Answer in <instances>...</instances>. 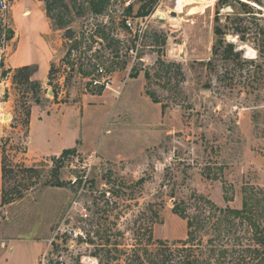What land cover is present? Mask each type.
I'll return each instance as SVG.
<instances>
[{
    "label": "rangeland",
    "instance_id": "1",
    "mask_svg": "<svg viewBox=\"0 0 264 264\" xmlns=\"http://www.w3.org/2000/svg\"><path fill=\"white\" fill-rule=\"evenodd\" d=\"M196 1L178 12L177 0H112L98 16L89 0H66L70 9L61 10L72 18L73 40L47 16L42 0H7L8 8H0V61L12 69L3 99L11 101L16 128L2 140L0 264H98L88 230L119 233L130 244L139 227L151 224L156 239H184L187 220L173 211L176 198L197 192L220 206L241 207L244 185L264 187V57L254 38L264 29V0L252 1L251 13L230 0L219 22L218 0L208 7L200 2L210 0ZM143 5L151 9L147 15L138 14ZM238 15L246 41L233 32ZM101 22L109 37L120 39L103 89L92 83L97 73L85 77L80 69L83 63L91 71L96 61L111 65L110 40L91 37ZM216 25H227V42L241 59L225 60L224 45L215 51ZM6 27L15 35L1 44ZM34 46L43 66L23 64L33 60ZM33 112H52L33 124L36 148L49 136L52 146H76V153L59 162L51 155L29 158ZM109 177L127 185L146 181L123 186L109 209L101 198L113 184ZM57 179L65 185H53Z\"/></svg>",
    "mask_w": 264,
    "mask_h": 264
},
{
    "label": "trees",
    "instance_id": "2",
    "mask_svg": "<svg viewBox=\"0 0 264 264\" xmlns=\"http://www.w3.org/2000/svg\"><path fill=\"white\" fill-rule=\"evenodd\" d=\"M46 3L47 16L51 18L59 29L65 30V37L72 39L77 38L75 31L70 27L72 18L65 14L61 8H69L66 0H42ZM112 0H89L91 10L95 15H103L108 9ZM230 0H218L216 21H220L221 8L229 4ZM245 13H251L253 10L252 1L261 4L260 0H235ZM60 9L59 12H53ZM132 9V4L128 10ZM151 9H146V5L140 8L138 14L147 15ZM231 15H227L230 19ZM236 27L233 25L234 34L242 41L248 39V30L243 28L241 15L234 18ZM107 23H98L97 29L91 37L96 34L100 38L110 40L108 46L112 47L111 65L103 67L99 62L91 63V71L84 69V64L80 65L85 77L95 75L100 67L105 71L111 72L115 68V58L119 57L120 39L109 37L105 32ZM3 21L0 19V34L3 33ZM227 25H216L215 34L219 36L218 48L224 45L223 56L225 60H239L242 58L241 52L236 51L234 43L227 42ZM6 39L11 40L15 31L11 27H6ZM255 40H258V53L264 57V29L254 33ZM73 40V39H72ZM81 41L74 44L69 50L76 49ZM97 56V55H96ZM110 60V58L108 59ZM113 60V62H112ZM244 62H255L254 59ZM209 64V63H208ZM29 66H23L18 70H26ZM0 70L2 76H6L12 69H5V61L1 59ZM137 73H133L136 76ZM92 77V83L101 75L97 73ZM100 89L105 85H97ZM38 101V100H37ZM30 116V115H29ZM30 122V119H29ZM76 147L65 148L59 156H54L56 162L64 160L75 154ZM219 179V177H211ZM108 183L113 182L111 177L107 178ZM145 178H140L136 182L127 185L122 180L118 183L113 182L110 187L101 191V198L104 200V208H114L118 205V200L122 197L123 186L135 188L143 185ZM58 187L65 185L64 181L57 179L53 184ZM242 205L234 207L230 204L220 206L209 197L193 192L189 198H176L174 201L173 211L187 220L188 232L184 239L170 241L167 239H156L153 234V225L139 227L135 232L134 241L130 244L123 243L117 236L119 233L112 234V231L88 230L86 240L96 245L94 255L98 259V264H113L116 261L123 260L125 264H264V187L253 184H246L242 189ZM175 196V195H173ZM225 199L229 202L232 196L226 188L224 193ZM8 201L10 199L7 198ZM107 209V211L109 210ZM95 226V225H93ZM120 232V231H118ZM93 236V238H92ZM94 236L100 239L96 243Z\"/></svg>",
    "mask_w": 264,
    "mask_h": 264
},
{
    "label": "crops",
    "instance_id": "3",
    "mask_svg": "<svg viewBox=\"0 0 264 264\" xmlns=\"http://www.w3.org/2000/svg\"><path fill=\"white\" fill-rule=\"evenodd\" d=\"M38 47L34 46V48H31V54L34 58L32 61H25L23 64H31L32 62H36L39 63L41 66H43V60H40L42 58H39V52L37 51ZM39 50V49H38ZM16 54V53H15ZM17 64H11L10 63L7 65V68H15L18 67L20 65ZM6 67V65H5ZM10 88V78L8 76H2V70H0V194H1V184H2V166H3V162H2V140L5 138V136H7V132L11 131L9 129H13L16 130L15 127L12 126V120H13V111H12V107L9 105V103L11 102L10 100H5L3 99V95L6 93L7 89ZM52 115V112H46L45 114L42 115H37L34 114V112L31 114V118H30V125H29V132H28V137H27V149H28V153L27 156L31 159L38 160L43 156H55V155H59L66 147L64 146V144H62L61 142L55 143L54 146H52L51 144V137L49 136H44V140L47 141V145H43V146H39V148H36V146H34V142H33V124L35 123V120H39L40 122H43L44 120H46V118L50 117ZM50 138V139H49ZM76 147V146H74ZM36 152H38L37 154H35ZM7 207V206H6ZM46 240V239H45ZM0 241L5 242V238H1Z\"/></svg>",
    "mask_w": 264,
    "mask_h": 264
},
{
    "label": "built area",
    "instance_id": "4",
    "mask_svg": "<svg viewBox=\"0 0 264 264\" xmlns=\"http://www.w3.org/2000/svg\"><path fill=\"white\" fill-rule=\"evenodd\" d=\"M0 8L3 10V9H7L8 8V3H7V0H0ZM126 23V26L127 28L131 29L133 28V21L131 19H126L125 21ZM5 26V24H4ZM9 40L6 39V34H4V38L2 39L1 41V44L2 43H5ZM131 51H134V48L131 49ZM98 74H100L101 76L100 77H97L94 81V84L95 85H105V86H108L109 85V81L108 79H106V71L103 67H100L97 71ZM2 219V216L0 214V220Z\"/></svg>",
    "mask_w": 264,
    "mask_h": 264
},
{
    "label": "bare ground",
    "instance_id": "5",
    "mask_svg": "<svg viewBox=\"0 0 264 264\" xmlns=\"http://www.w3.org/2000/svg\"><path fill=\"white\" fill-rule=\"evenodd\" d=\"M196 0H177V5H176V8H175V11H178V12H182V10H184V7L188 4H192L194 3ZM200 1V0H199ZM213 0H210L208 2H200L202 3V7H208L211 5ZM197 2V1H196ZM195 9V8H194ZM196 13V12H195Z\"/></svg>",
    "mask_w": 264,
    "mask_h": 264
}]
</instances>
